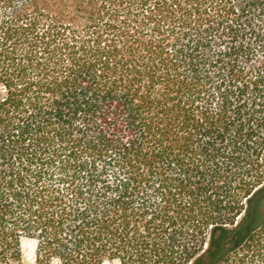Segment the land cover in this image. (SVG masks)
Segmentation results:
<instances>
[{
    "label": "trees",
    "instance_id": "16d2710c",
    "mask_svg": "<svg viewBox=\"0 0 264 264\" xmlns=\"http://www.w3.org/2000/svg\"><path fill=\"white\" fill-rule=\"evenodd\" d=\"M264 264V0H0V264Z\"/></svg>",
    "mask_w": 264,
    "mask_h": 264
},
{
    "label": "rangeland",
    "instance_id": "374dc122",
    "mask_svg": "<svg viewBox=\"0 0 264 264\" xmlns=\"http://www.w3.org/2000/svg\"><path fill=\"white\" fill-rule=\"evenodd\" d=\"M23 250V259L21 264H39L37 261L36 254V242L33 240H26L22 246ZM50 264H58L56 262ZM105 264H113V263H105Z\"/></svg>",
    "mask_w": 264,
    "mask_h": 264
}]
</instances>
